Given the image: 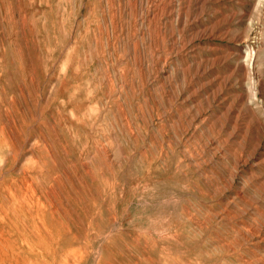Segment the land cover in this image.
Returning a JSON list of instances; mask_svg holds the SVG:
<instances>
[{
    "label": "rangeland",
    "instance_id": "1",
    "mask_svg": "<svg viewBox=\"0 0 264 264\" xmlns=\"http://www.w3.org/2000/svg\"><path fill=\"white\" fill-rule=\"evenodd\" d=\"M0 126L79 264H264V0H0Z\"/></svg>",
    "mask_w": 264,
    "mask_h": 264
},
{
    "label": "bare ground",
    "instance_id": "2",
    "mask_svg": "<svg viewBox=\"0 0 264 264\" xmlns=\"http://www.w3.org/2000/svg\"><path fill=\"white\" fill-rule=\"evenodd\" d=\"M0 127L5 128V126ZM15 138V134L10 129L0 128V172L4 168L9 169L14 166L17 161L18 144ZM19 167L17 176L21 170L34 171V174L31 175V182L25 190H22L24 181L22 183L16 181L14 188L0 187V264H79L80 257L75 258V255H69L68 250L62 249L63 243L56 241L61 240L63 236L64 223L61 214L60 218H55L57 213L54 215L53 207L51 209L54 198L59 202V205L56 204L57 209L61 210L62 207L60 199L52 191V184L45 179L49 175L38 178L35 171L41 168L31 157ZM60 177L59 174L58 183H60ZM42 183L48 184L43 188ZM55 222L58 226L57 231H54ZM4 235H6L5 238ZM38 243L43 245L40 255H37ZM7 256L10 262L5 261Z\"/></svg>",
    "mask_w": 264,
    "mask_h": 264
}]
</instances>
